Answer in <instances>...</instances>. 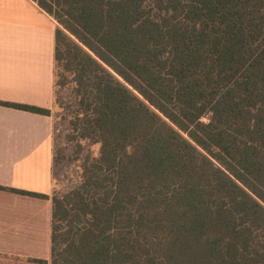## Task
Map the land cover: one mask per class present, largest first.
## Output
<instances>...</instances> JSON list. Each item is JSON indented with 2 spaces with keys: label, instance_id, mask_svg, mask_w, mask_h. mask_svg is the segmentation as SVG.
<instances>
[{
  "label": "trees",
  "instance_id": "obj_1",
  "mask_svg": "<svg viewBox=\"0 0 264 264\" xmlns=\"http://www.w3.org/2000/svg\"><path fill=\"white\" fill-rule=\"evenodd\" d=\"M35 1L99 150L66 192L0 185L51 200L50 258L31 260L264 264V0Z\"/></svg>",
  "mask_w": 264,
  "mask_h": 264
},
{
  "label": "crops",
  "instance_id": "obj_2",
  "mask_svg": "<svg viewBox=\"0 0 264 264\" xmlns=\"http://www.w3.org/2000/svg\"><path fill=\"white\" fill-rule=\"evenodd\" d=\"M56 19L35 0H0V185L51 195L55 190ZM52 204L0 189V264H49Z\"/></svg>",
  "mask_w": 264,
  "mask_h": 264
},
{
  "label": "rangeland",
  "instance_id": "obj_3",
  "mask_svg": "<svg viewBox=\"0 0 264 264\" xmlns=\"http://www.w3.org/2000/svg\"><path fill=\"white\" fill-rule=\"evenodd\" d=\"M55 72V105L52 108L55 118V191L66 192L80 181L81 163L85 153L88 150L97 153L99 145L80 141L73 132L70 120L77 107V100L72 91V75L65 70L63 60L57 62ZM207 120L208 116L202 118V121Z\"/></svg>",
  "mask_w": 264,
  "mask_h": 264
}]
</instances>
